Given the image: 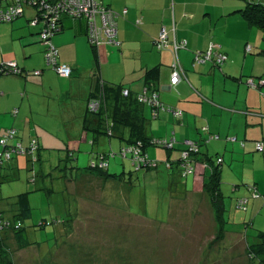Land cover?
Listing matches in <instances>:
<instances>
[{"label":"crops","instance_id":"0c3cea01","mask_svg":"<svg viewBox=\"0 0 264 264\" xmlns=\"http://www.w3.org/2000/svg\"><path fill=\"white\" fill-rule=\"evenodd\" d=\"M248 1L115 0L108 4L119 13L127 9L118 18L120 44L103 43L96 54L99 77L109 83H124L135 92L144 90L147 68H160L159 98L183 114L178 117L170 111H160L158 118L153 119L157 122L151 120L148 124L149 135L169 136L174 131L178 151L184 139H192L200 142L201 151L205 144L209 155V146L215 141L226 152L233 149L232 159L256 160L264 173V154H254V142L264 139V86L252 88L246 83L250 77H264V30L250 24L240 12ZM28 19L29 16L25 21L10 23L7 31L0 30V61L14 60L27 70H42V74L0 76V133L14 126L25 142L34 131L40 133L46 145L43 132L49 127L38 116V103L50 110L58 102L61 125L74 130L68 141L79 148L89 147L83 121L98 76L94 73L95 52L87 39L86 22L64 16L62 30L53 37L59 48V61L74 68L73 76L65 78L46 67L45 45L37 30L27 25ZM163 25L170 40L188 42L187 48L179 51L185 77L177 84L171 82L172 51H159L155 45ZM211 45L225 51L228 59L220 66L211 61L194 64L195 53ZM147 114L151 116L148 107ZM155 126L164 128L156 133ZM209 134H216L219 139L207 141ZM241 140L245 141L244 146L239 143ZM193 182L201 187L197 191H204L202 177L195 175Z\"/></svg>","mask_w":264,"mask_h":264},{"label":"rangeland","instance_id":"374dc122","mask_svg":"<svg viewBox=\"0 0 264 264\" xmlns=\"http://www.w3.org/2000/svg\"><path fill=\"white\" fill-rule=\"evenodd\" d=\"M105 2L113 4L115 0ZM35 15L36 9L28 8L26 16L14 24ZM11 26L1 22L0 30ZM57 104L48 110L38 103V116L49 127L43 132V145L51 148L42 150L41 176L36 182L30 180L33 171L27 168L25 156L16 159L15 169L3 170L10 174L9 180L0 184V209L12 221L22 199L30 208L24 224L34 243L21 249L12 232L2 231L0 264H259L251 259L250 251L252 241L264 231V198L252 199L246 211L237 207L238 199L250 194V184L264 194V173L256 160L232 159L233 149L226 152L215 141L209 146L211 155L216 159L220 154L224 161L220 185L224 230L211 197L197 191L201 187L193 182L194 175H203L198 174L202 163L195 164L197 174L184 178L172 174L164 164L133 171L129 158L116 156L110 159L109 171L122 174V180L79 174L70 182V173L64 177L63 168L66 163L71 165V160L65 159V148L74 130L61 125ZM163 128L155 126L156 133ZM32 135L42 139L40 133L33 131ZM111 141L110 145L109 138L102 137L99 150L119 152L122 141L118 137ZM202 147L206 152L205 144ZM146 152L156 160L165 161L168 156L165 147L149 145ZM79 154V165L87 166L86 154ZM178 156L179 151L174 150L172 158Z\"/></svg>","mask_w":264,"mask_h":264},{"label":"trees","instance_id":"16d2710c","mask_svg":"<svg viewBox=\"0 0 264 264\" xmlns=\"http://www.w3.org/2000/svg\"><path fill=\"white\" fill-rule=\"evenodd\" d=\"M106 5L111 7L108 3L103 0ZM6 3H10V0H7ZM35 8L36 15L35 17L29 16L28 26L37 30V34L39 35L40 42L45 45L44 50V58L45 65L48 68L53 69L58 75H60L55 67V65L48 64L46 61V52L50 49V44L54 45L58 50L57 62L59 65L63 64L59 61V48L53 42V37L62 30L63 18L64 16L70 17L72 19H80L86 22V35L87 39L95 52V75L98 76L97 88L94 90L89 97L87 102V113L84 116L83 128L84 132L87 136V142L89 143V147L79 148L77 145L72 144L70 141H67V146L65 148L66 151V161L71 160V165L65 164L64 177L67 176L68 171L70 173V182H75L77 180V176L79 174H89L87 176H92L96 178H102L105 180L109 179H120L122 180V174L120 173H111L109 171L110 167V159L112 157L120 156L124 159L129 158L131 164L133 166V171H141V170H151L158 168L161 164H164L166 168L170 170L172 174H180V176L187 178L191 175L197 174L198 171L195 169L196 163H202L204 166L199 170L200 173L203 174L202 178L204 180L203 189L207 194L211 197L214 206L220 211V216L224 223V230H226V220L224 219L223 212L225 210L224 205V195L221 191V183H222V162L223 158L219 156L215 159L213 155H209L206 152H202L200 149V142L192 139H184L182 141L183 147L179 150V156L177 158H172V153L176 149V144L178 143V139L176 138L175 132L172 131L169 136H151L148 132V124L151 120L158 118L160 111H170L174 115L181 117L182 114H175L173 110H180L174 108L169 105H165L159 98L158 92V84L157 80L159 78L160 68L158 66L147 68L144 75L145 88L141 92H135L128 87H125L124 83H109L104 81L100 75L99 71V63L97 57V51L103 42L99 45L93 44L90 42V38L88 35V20L82 15L80 17H75L74 15L68 13L67 11L60 13L58 20L56 21L54 29L50 27L45 32V28H49V25L46 26L44 22L38 21L37 24H33V20L40 16L41 10L38 6L27 5L24 6L23 13L17 16L15 19L11 21H0L4 23H13L15 20L25 16L26 9ZM117 11V10H115ZM123 11V10H122ZM118 12V11H117ZM242 15L249 21L250 24H253L264 30V3L260 1L249 0L246 6L243 9H240ZM122 13V12H121ZM119 18V17H118ZM39 19V18H38ZM53 29V30H52ZM52 30V32H51ZM46 33L45 37L43 34ZM169 33V31H168ZM159 35V34H158ZM158 38V37H157ZM170 39V38H169ZM177 39V38H176ZM118 40V36H117ZM173 40V39H172ZM183 40V39H177ZM187 40V39H186ZM117 45L115 43H108ZM120 44V42H119ZM188 44V42H187ZM156 45V42H155ZM157 47V46H156ZM158 49V48H157ZM170 49L171 48H167ZM163 49V50H167ZM186 49V48H185ZM220 49V48H219ZM159 51H162L158 49ZM208 50V49H207ZM205 50V51H207ZM221 50V49H220ZM172 51V50H171ZM199 51V52H205ZM223 51V50H221ZM225 52V51H223ZM226 53V52H225ZM227 54V53H226ZM228 55V54H227ZM10 60H2V62H6ZM14 61V60H11ZM174 61V58H173ZM16 62V61H15ZM173 63V62H172ZM213 63V62H212ZM18 64V63H17ZM65 64V63H64ZM214 64V63H213ZM68 65V64H66ZM216 65V64H215ZM222 65V64H221ZM18 66L22 69L21 73H10V74H0V76L5 75H40L42 74V70H40V74H35L36 70H27L24 67ZM70 66V65H69ZM220 66V65H218ZM72 71L68 77L70 78L74 74V68L70 66ZM62 76V75H60ZM157 94L158 97L153 101H144L142 100V96H151L153 94ZM96 102L97 107L92 108L91 103ZM147 107L151 112V116L147 114ZM181 111V110H180ZM18 109H14L13 114L16 115ZM11 131H14L12 135H10ZM106 136L109 138V143L112 140V137H118L123 144L121 145V149L119 152H115L110 149L108 151H100L99 150V142L102 137ZM6 141L3 142L2 139ZM174 138L175 141L172 147H168L164 144V140H170ZM212 139H219L218 135H211L207 139L210 141ZM230 138L228 137V140ZM159 140V142H157ZM186 140H192L195 142V146L191 150V147L185 143ZM264 140V139H262ZM257 141V140H256ZM255 141V144H256ZM244 142L241 143L242 146ZM245 144V143H244ZM111 145V144H110ZM149 145H154L158 147H165L168 152L167 159L164 160H156L151 158L146 152V148ZM51 149L50 147H46L41 142V139L36 135H30L28 141H22L18 135V129L14 126L6 128L4 131L0 133V184L3 181L9 180V174L4 172L3 170L7 169H15L18 165V160L16 159L20 156L27 157V168L33 171V176L30 178L32 182H36V179L41 176V161H42V150L43 149ZM256 150H258L256 148ZM185 151H189L187 156L184 155ZM260 151V150H258ZM86 154L83 156L87 159V166H80V158L81 154ZM264 153V151H262ZM185 164V166L183 165ZM189 167L193 168V171L190 173H186ZM195 176V175H194ZM248 190L250 194L248 196H244L239 198L237 201V207L241 210H248L249 203L252 199L257 198L258 196H263L255 187V184L248 185ZM248 199V203L246 208L241 207L239 204L240 200ZM20 206L19 208H15L16 212L13 215V220L7 219L0 209V239L2 237V231L12 232L15 236L18 246L21 249H26L34 243L28 237L26 226L24 222L28 215H30V208L22 202V199L19 200ZM40 225H44L43 222ZM1 239V240H2ZM251 245L253 246L250 251V256L252 260H258L259 264H264V231H260L257 234V238L255 241H252Z\"/></svg>","mask_w":264,"mask_h":264},{"label":"built area","instance_id":"2783aa9c","mask_svg":"<svg viewBox=\"0 0 264 264\" xmlns=\"http://www.w3.org/2000/svg\"><path fill=\"white\" fill-rule=\"evenodd\" d=\"M6 1L7 0H0V21H11L12 19H15L23 13L24 6H38L41 10V17H36L33 20V24H37L39 20L41 22L43 21L46 26L49 25V28H45V32L47 29H50V27L54 29L60 13L67 11L75 17L84 15L88 20V35L90 42L96 45L103 42L119 44V41L117 40L118 17L120 14H126L127 12V9L124 8L122 13H119L106 5L103 0H10V3H6ZM139 22L140 21H138V23ZM45 35L46 33L43 34V37H45ZM155 42L157 48L160 50L171 48L174 58L172 63L173 74L171 82L172 84L179 83L182 78L185 77V71L179 58V51L187 48V40L183 39L179 41L176 38L170 40L168 29L163 25ZM248 50H250V46H248ZM45 55L47 63L55 65L60 75L68 77L71 74L72 69L69 65L58 64V50L54 45L50 44V49ZM227 59L228 55L225 52L221 51L218 46L211 45L207 51L203 53L198 51L195 53L194 64L211 61L216 65H221ZM2 63L3 64H0V74H18L22 72V69L15 61L10 60ZM40 72V70H36L35 74H40ZM247 83L254 88L264 86V77L258 79L250 77L247 79ZM157 97L158 95L154 93L151 96H142L141 99L144 101H153ZM91 107L96 108L97 103L92 102ZM173 112L175 114H182V111L180 110H173ZM10 133V135H12L14 131H11ZM231 139L236 140V137H232ZM2 141L5 142L6 140L3 138ZM174 141L175 139L171 138L170 140H164L163 142L168 147H172ZM157 142H159V140H157ZM185 143L191 147V150L193 149V146H195V142L192 140H186ZM256 148L260 151H264V140H257ZM188 154L189 151L184 152L185 156ZM183 165L185 166V164ZM186 171V173H190L193 171V168L189 167ZM247 203V198L242 199L239 202L241 207L244 208H246Z\"/></svg>","mask_w":264,"mask_h":264}]
</instances>
